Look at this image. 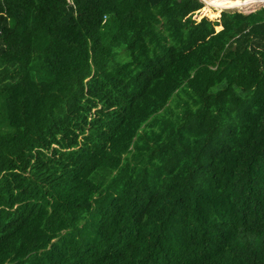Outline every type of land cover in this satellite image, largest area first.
I'll use <instances>...</instances> for the list:
<instances>
[{
    "label": "trees",
    "instance_id": "trees-1",
    "mask_svg": "<svg viewBox=\"0 0 264 264\" xmlns=\"http://www.w3.org/2000/svg\"><path fill=\"white\" fill-rule=\"evenodd\" d=\"M221 8L0 0V264H264V7Z\"/></svg>",
    "mask_w": 264,
    "mask_h": 264
},
{
    "label": "rangeland",
    "instance_id": "rangeland-1",
    "mask_svg": "<svg viewBox=\"0 0 264 264\" xmlns=\"http://www.w3.org/2000/svg\"><path fill=\"white\" fill-rule=\"evenodd\" d=\"M213 3V7L216 9L220 8V7H227V8H221L218 11H227V12H233V11H239V12H243V13H249L251 11L257 10L261 7H264V0H248L245 2H241L239 0H228L227 2H223L221 1H217V0H211ZM240 2L239 4L241 5V7L243 8H247V9H240V8H236L235 4L237 2ZM204 2V1H203ZM260 2L261 4L258 6H253L251 8H249L252 4ZM171 103V102H170Z\"/></svg>",
    "mask_w": 264,
    "mask_h": 264
},
{
    "label": "bare ground",
    "instance_id": "bare-ground-1",
    "mask_svg": "<svg viewBox=\"0 0 264 264\" xmlns=\"http://www.w3.org/2000/svg\"><path fill=\"white\" fill-rule=\"evenodd\" d=\"M205 1L209 2V3L213 6V3H214V2H212L211 0H205ZM217 1H221V0H217ZM222 1H223V2H224V1L227 2L228 0H222ZM239 1H241V2H245V1H248V0H239ZM239 1L235 4L236 8L247 9V8H243V7H241V5L239 4V3H240ZM204 3H205V2H204ZM260 4H261L260 2L254 3V4H252L249 8H251V7H253V6H256V5L259 6Z\"/></svg>",
    "mask_w": 264,
    "mask_h": 264
}]
</instances>
